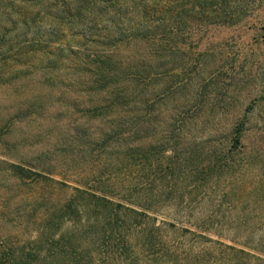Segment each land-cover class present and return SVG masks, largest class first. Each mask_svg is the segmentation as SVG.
Listing matches in <instances>:
<instances>
[{"label":"rangeland","instance_id":"374dc122","mask_svg":"<svg viewBox=\"0 0 264 264\" xmlns=\"http://www.w3.org/2000/svg\"><path fill=\"white\" fill-rule=\"evenodd\" d=\"M106 1L110 0H0V135L13 128L12 141L18 142L20 130H25L29 143L53 147L51 158L64 163L49 175L51 181H20L9 170L16 162L9 144L0 141V246L6 240L29 253L38 241L35 218L46 210L52 214L64 193L71 191L62 184L74 187L87 180L86 167L69 162L78 153L74 141L78 130L92 132L97 123L88 115L90 110L46 108L53 87L47 74L50 60L64 48H101L106 43L93 36L105 28L112 30V25L129 39L132 28L157 26L159 21L168 23L173 33L151 29L160 43L170 41V56L160 55L157 61H167L174 76L158 77L154 96L141 108L156 110L160 122L151 131L144 130V149L150 142L153 149L162 148L158 144L168 134L163 125L168 116L187 121L184 144L177 146L179 156L172 158L178 163L168 181L174 203L192 210L191 218L217 212L215 221L229 228L217 233L222 238L244 242L262 236L257 229L264 227V0H119L111 8ZM163 3L174 7L170 17L155 14L156 4ZM136 48L142 57L150 52L144 43ZM53 94L55 98L57 93ZM245 114L242 143L247 159L227 151L231 131ZM214 151L233 159L234 169L208 180L205 161L193 162L189 153L205 158ZM171 156L168 152L157 157L160 170ZM162 177H157L158 186L165 182ZM96 179L99 176L90 180ZM148 180L145 169L142 183ZM191 192L196 199L188 197ZM234 225L256 229L232 235ZM57 228L54 224L51 229ZM44 246L49 255L48 244Z\"/></svg>","mask_w":264,"mask_h":264},{"label":"trees","instance_id":"16d2710c","mask_svg":"<svg viewBox=\"0 0 264 264\" xmlns=\"http://www.w3.org/2000/svg\"><path fill=\"white\" fill-rule=\"evenodd\" d=\"M117 2L119 0L106 1V5L111 8ZM156 5L158 17H170L174 11L170 3ZM156 25L132 28L129 39L118 26L112 25V30L105 28L93 36L107 45L94 49L64 48L57 58L50 60L47 74L53 87L46 108L90 110L88 115L97 123L92 132L78 130L74 139L78 153L71 156L69 162L84 165L87 180L74 187L62 184L71 191L64 193L56 211L49 214L46 210L35 218L38 241L29 253L2 240L6 244L0 246V264H89L93 261L103 264H264V227L257 229L262 236L237 242L233 238H222L220 234L229 228L215 221L217 212L191 218L192 210L174 203L176 198L168 181L178 163H173L172 158L179 156L177 146L184 144L187 121L168 116L163 123L164 132L168 134L158 144L162 148L153 149L154 142H150L149 149H144V130L151 131L160 122L156 110L141 108L148 106L154 96L153 84L158 77L170 80L174 76L167 61H157L160 55L170 56V41L160 43L152 36V31L158 27L168 34L173 33V28L161 21ZM140 43L150 48L144 57L136 48ZM126 46L132 48L129 50ZM125 49L129 53H125ZM53 93H57L55 98ZM246 119L245 114L233 127L227 148L232 156L244 159L248 156L242 143ZM20 131L18 142L12 141L13 128L8 127L0 135V141L9 144L16 161L9 164L10 172L20 181H51L49 175L57 173L64 163L51 158L53 147L29 143L30 135L25 130ZM95 151H98L96 157L93 156ZM168 152L173 157H169L167 166L160 170L161 161L157 157ZM189 156L193 162L205 161L208 180H216L234 169L233 159L223 158L221 152H207L205 158L203 154L189 153ZM91 158L95 160L90 161ZM52 159L56 161L53 164ZM145 169L149 180L144 185ZM96 176L99 179L90 180ZM157 177H162L163 185L158 186ZM188 197L196 199L197 196L191 192ZM54 224L58 225V230L51 229ZM255 229L240 225L230 228L232 235L251 233ZM45 244H48L49 255L44 253Z\"/></svg>","mask_w":264,"mask_h":264}]
</instances>
